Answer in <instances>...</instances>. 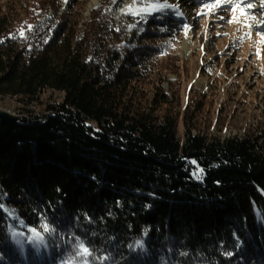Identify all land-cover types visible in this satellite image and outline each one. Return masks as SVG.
Here are the masks:
<instances>
[{
    "label": "trees",
    "instance_id": "trees-1",
    "mask_svg": "<svg viewBox=\"0 0 264 264\" xmlns=\"http://www.w3.org/2000/svg\"><path fill=\"white\" fill-rule=\"evenodd\" d=\"M88 2L0 0V98L28 113L0 121V204L58 233L20 249L0 210V264H61L72 236L105 264H264V134L194 133L188 113L181 135L165 10L129 38L121 0L85 20ZM44 91L61 98L39 112Z\"/></svg>",
    "mask_w": 264,
    "mask_h": 264
},
{
    "label": "rangeland",
    "instance_id": "rangeland-1",
    "mask_svg": "<svg viewBox=\"0 0 264 264\" xmlns=\"http://www.w3.org/2000/svg\"><path fill=\"white\" fill-rule=\"evenodd\" d=\"M66 1L61 0V12L70 2ZM98 2L89 0L85 20ZM205 4H217V0H121L113 20L130 38L136 32L141 35L149 19L165 10L160 18L169 20L172 36L168 39L171 48L161 58L175 53L180 59L158 76L164 80L163 88L178 96L181 135L188 113L196 119L194 133L199 129L220 137L264 134V32H257L264 28V0H250V4L219 0L212 9ZM20 17L25 19L24 14ZM60 98L59 93L44 91L30 107L41 112ZM22 107L16 97L0 98V109L23 117L28 113Z\"/></svg>",
    "mask_w": 264,
    "mask_h": 264
},
{
    "label": "snow or ice",
    "instance_id": "snow-or-ice-1",
    "mask_svg": "<svg viewBox=\"0 0 264 264\" xmlns=\"http://www.w3.org/2000/svg\"><path fill=\"white\" fill-rule=\"evenodd\" d=\"M201 3H204L205 0H200ZM250 4V0H246ZM219 4V0H217V4H205V6L209 9H212L216 7ZM163 8L167 9V5H163ZM235 10V9H234ZM262 10H264V6H262ZM172 11L178 12V9H172ZM258 34L260 32H264V28L257 29ZM25 35L24 31H20V36L23 37ZM261 43H264V35L261 36ZM194 163V162H193ZM202 169H198L195 175L197 178H199L200 174L202 173ZM0 210L4 211L7 216L14 218L17 220V222L22 227H26L29 235L25 236L24 239H21V236H23V233L16 232L9 229L16 245L23 249L25 243L31 244L33 247H35L37 250L41 247H47V241L46 236H53L58 235L56 227L50 225L47 222V218L44 217L40 220L38 225L28 227L23 220L19 218V216L16 214L14 209L6 208L3 204H0ZM69 244L71 246V250L67 257L61 261V264H96L97 260L99 261V264H105L107 260H109L108 256H101L96 257L93 255L95 252V249H92L90 245L87 244V242L84 239H81L78 236H72L69 240ZM140 247H143L142 244L139 245ZM227 255H232V253H227Z\"/></svg>",
    "mask_w": 264,
    "mask_h": 264
},
{
    "label": "water",
    "instance_id": "water-1",
    "mask_svg": "<svg viewBox=\"0 0 264 264\" xmlns=\"http://www.w3.org/2000/svg\"><path fill=\"white\" fill-rule=\"evenodd\" d=\"M96 1L97 0H95V2ZM68 2H69V0H67L65 2V4L68 3ZM21 118H22V116L13 114V113H11V112H9L7 110H4V109H0V121L3 122V123L19 121Z\"/></svg>",
    "mask_w": 264,
    "mask_h": 264
}]
</instances>
